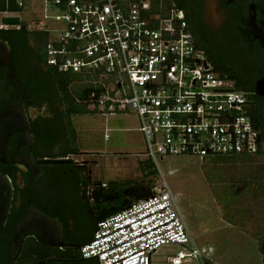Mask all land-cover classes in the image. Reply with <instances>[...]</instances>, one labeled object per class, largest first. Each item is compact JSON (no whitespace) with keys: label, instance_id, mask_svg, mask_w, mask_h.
<instances>
[{"label":"built area","instance_id":"1","mask_svg":"<svg viewBox=\"0 0 264 264\" xmlns=\"http://www.w3.org/2000/svg\"><path fill=\"white\" fill-rule=\"evenodd\" d=\"M27 1L15 2L24 10ZM37 2L43 20L32 25L49 34L47 65L86 84L88 110L103 116L131 111L144 137V157L157 171L164 157H253L261 150L245 94L194 44L182 11L154 12L149 0ZM48 22L58 27L51 30ZM84 245L81 257L98 264H151L169 246L182 249L168 264L205 260L165 181L150 197L100 220Z\"/></svg>","mask_w":264,"mask_h":264},{"label":"flooded vegetation","instance_id":"2","mask_svg":"<svg viewBox=\"0 0 264 264\" xmlns=\"http://www.w3.org/2000/svg\"><path fill=\"white\" fill-rule=\"evenodd\" d=\"M15 1L0 0V18L15 9ZM149 1L164 11L171 8L182 11L194 44L245 94L246 112L259 128L262 147L253 157L234 160L250 159L254 162L252 168L256 169L264 163V44L260 40H264V0ZM41 32L37 25L30 27L22 21L16 27H0V41L10 46L15 78L23 91L29 120L28 138L21 131L12 133L5 149L7 161L0 163V174L9 179L13 188L11 207L0 235V264L11 261L17 225L33 211L60 225V239L52 240L60 244L42 242L34 234L26 235L16 264H98L84 260L80 254V248L95 233L98 206L95 192L101 185L93 181L92 161L80 154L74 121L82 115L77 108L84 104L87 89L74 86L76 94L71 85L66 88L58 85L56 76L44 62ZM9 73L7 65H0V112L19 98ZM74 83L76 77L71 84ZM19 143L24 144L19 146ZM16 151L21 160L33 156L40 172L15 161ZM252 168L248 185L254 189L260 184ZM238 187L242 188L240 184ZM35 220L37 226H42ZM260 239L264 259V228Z\"/></svg>","mask_w":264,"mask_h":264},{"label":"rangeland","instance_id":"3","mask_svg":"<svg viewBox=\"0 0 264 264\" xmlns=\"http://www.w3.org/2000/svg\"><path fill=\"white\" fill-rule=\"evenodd\" d=\"M27 2L22 12L7 14L17 15L31 25L43 20L39 2ZM57 27V23L48 22L49 29ZM79 85L86 86L73 84ZM74 121L80 154L92 161L93 181L108 185L141 179L138 163L146 160L145 141L131 111L103 116L90 110ZM253 163L250 159L214 162L190 156L158 160L154 183L165 181L169 186L195 246L205 258L203 263L193 259L186 264H264L259 244L264 228V163L256 169L252 168ZM251 168L260 184L254 189L248 185ZM181 249L163 247L152 256L151 264H168Z\"/></svg>","mask_w":264,"mask_h":264},{"label":"water","instance_id":"4","mask_svg":"<svg viewBox=\"0 0 264 264\" xmlns=\"http://www.w3.org/2000/svg\"><path fill=\"white\" fill-rule=\"evenodd\" d=\"M142 1H144V0H142ZM0 22H1V25L6 26V27L7 26L16 27V26L20 25L21 21H20V18L18 16H3V17H1ZM260 40L264 44V40L262 38H260ZM10 50H11L10 46L8 45L7 42L0 41V65H7L10 68L9 76L11 77V79L13 80L15 86L17 87V89L19 91L18 100L15 103L6 106L0 112V163H6V161H7L6 157H5V149H6L8 137L12 133H14L15 131H21L24 134L25 138H28V136H29V120L26 118L25 109H24V105H23V91H22L20 85L18 84V82L15 78V73H14L12 62H11ZM21 144H24V143H19L18 145L20 146ZM18 156H19V154L16 151L15 161H21V162H23V164H26L28 167H30L32 169H37L38 171L40 170L38 165H37V162L33 156L26 157V159H23V160L19 159ZM12 198H13V188H12L11 183L6 176L0 174V235H1V230H2L3 226L5 225V221L7 219L8 211L11 207ZM167 207H165V208H167ZM154 213H156V212H154ZM154 213H152V214H154ZM36 218L38 219V222H40V224H42V226L41 225L37 226V221L35 220ZM141 219H143V218H141ZM173 220H170V221H173ZM170 221H168V222H170ZM168 222H166V223H168ZM166 223H164V224H166ZM130 224H132V223H130ZM130 224H128V225H130ZM164 224H162V225H164ZM162 225H160V226H162ZM153 229H155V228H153ZM153 229H151V230H153ZM117 230H119V229H117ZM117 230H115V231H117ZM151 230H149V231H151ZM149 231H147V232H149ZM147 232H145V233H147ZM29 234L36 235L38 237V239H40L42 242H45V243L57 244V245L60 244L59 242H53L52 241L53 239L56 241L60 239V237H61L60 225L55 220H52L51 218L47 217L46 215H44L40 212H37V211H33V212L29 213L28 217H26L24 220L19 222L17 225V232H16L14 239L12 241V244H11V261L9 262V264H16L15 259H16V256H17L20 248H21L22 240L26 235H29ZM140 235H142V234H140ZM140 235H138V236H140ZM104 236H106V235H104ZM104 236H102V237H104ZM138 236H136V237H138ZM102 237H100V238H102ZM136 237H134V238H136ZM134 238H132V239H134ZM127 241H129V240H127ZM127 241H125V242H127ZM125 242H123V243H125ZM123 243H121V244H123ZM121 244H119V245H121ZM83 246H85V245H83ZM114 247H116V246H114ZM114 247H112V248H114ZM112 248H110V249H112ZM110 249H108V250H110ZM144 249H146V248H144ZM101 253H103V252H101ZM101 253H99V254H101ZM131 255H133V254H131ZM131 255H129V256H131ZM118 261H120L122 264V259L118 260Z\"/></svg>","mask_w":264,"mask_h":264},{"label":"trees","instance_id":"5","mask_svg":"<svg viewBox=\"0 0 264 264\" xmlns=\"http://www.w3.org/2000/svg\"><path fill=\"white\" fill-rule=\"evenodd\" d=\"M138 1V0H133ZM152 10L154 12L159 11V7L155 6L154 2H151ZM9 12L12 13H20L22 12L21 8H18L16 2H15V9L9 10ZM41 34L44 37L43 41V49H44V62L47 65L46 61V54H45V45L47 44L49 40V34L47 32L42 31ZM198 47V46H197ZM199 48V47H198ZM211 64L215 67V69L220 73L221 76H226L225 73L220 70L215 62L207 57ZM49 67V66H48ZM53 74L56 76V82L59 86L66 88V87H74L73 84H71L75 77H70L68 75H60L56 73L52 68H49ZM71 85V86H70ZM77 88V87H76ZM75 91V87H74ZM76 94H78L75 91ZM80 97V96H79ZM70 102L75 103L74 99H71ZM90 110H88L87 105L85 104H79L77 108V112L80 114L88 113ZM256 129L258 130V126L256 123H254ZM261 139V136H260ZM236 157H216L209 160H213L214 162H221V161H232ZM238 158V157H237ZM138 167L140 169V172L142 174V177L139 181L130 182H112L106 185V187H103L101 185L96 188L95 192V198L98 201V206L96 209V218H95V230L96 231V225L100 220H103L105 218H108L112 215H115L116 213L130 207L133 203L146 199L152 195V188L154 187L155 183L153 178H155L158 175V171L155 167V165L150 162L149 160L140 161L138 163ZM94 233H92L89 240L86 241L89 242L93 238ZM85 260V259H84Z\"/></svg>","mask_w":264,"mask_h":264}]
</instances>
